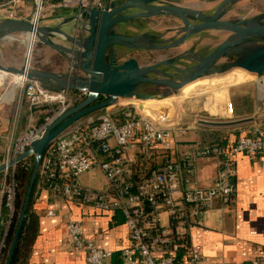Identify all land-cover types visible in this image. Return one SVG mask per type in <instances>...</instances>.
Wrapping results in <instances>:
<instances>
[{
  "label": "built area",
  "instance_id": "2783aa9c",
  "mask_svg": "<svg viewBox=\"0 0 264 264\" xmlns=\"http://www.w3.org/2000/svg\"><path fill=\"white\" fill-rule=\"evenodd\" d=\"M34 2L40 10L43 1ZM112 5L108 0H61L59 4L61 8L74 10L77 35L89 27L91 9L109 10ZM73 69L76 70L75 66L69 70L70 74ZM18 82L30 106L45 108L46 116L41 124L30 126L18 138L2 163L7 167L0 172V226L5 222L3 210L10 218L14 211L15 158L39 140L56 118L86 96L85 91H70V84L61 91H50L25 66L15 77V83ZM121 97L100 108L103 111L87 113L82 122L75 123L77 119L49 143L39 165L36 186L99 212H120L130 237V244L121 250L120 264H177V256L184 248L190 261L198 264L203 254L200 245L193 241L191 230L203 225L204 213L216 200L222 204L234 200L237 193L234 157L242 153L256 158L261 154L263 130L255 127L238 136L229 148L205 143L179 153L173 140V131L179 124L177 111L166 108L149 114L135 104L121 102ZM233 110V103L227 99L224 115L233 116ZM211 157L217 159V176L211 185L201 186L196 180L197 161ZM96 168L103 173L104 185L90 188L81 184L79 176ZM47 214L55 215V210L49 209ZM65 226L73 251L85 254L89 264H105V259L112 256V251L99 248L86 236L79 219H68ZM5 234L0 228V254ZM249 264H264V250L260 258H253Z\"/></svg>",
  "mask_w": 264,
  "mask_h": 264
},
{
  "label": "crops",
  "instance_id": "0c3cea01",
  "mask_svg": "<svg viewBox=\"0 0 264 264\" xmlns=\"http://www.w3.org/2000/svg\"><path fill=\"white\" fill-rule=\"evenodd\" d=\"M30 1L34 0H17L16 2L0 0V33L9 32L8 37L0 39V65L2 66L0 68V165L9 157L10 149L18 138L30 126L41 124L46 116L45 108L30 106L24 88L15 83L14 78L21 73L24 66L25 69L29 66L30 57L26 58L25 65L23 63L24 46L27 42V47L30 46L31 49L33 40L27 35L26 30H12L14 24H11L10 20L29 22L28 15L32 8L29 5ZM108 1L114 4L124 0ZM166 1L211 14L223 0ZM48 3L53 8L50 17V22L53 23H45L42 28L56 27L53 24L59 20L61 25L71 26L72 32L62 31L72 35L76 27L74 10L61 8L60 3H51L49 0ZM243 17L264 22V0H239L229 6L224 16L225 19L230 20ZM176 23L182 22L175 15H157L148 19L139 18L130 23L119 24L118 32L126 34L125 30L141 28L140 33L149 31L161 39L178 37L181 29L180 26L173 27ZM57 28L60 29V27ZM224 33L227 36L230 34L225 30L206 29L190 36L184 43L173 48L140 49L146 56L150 53H158L155 58L153 57L154 59L147 60L145 63L140 62L129 51L125 52L121 47L118 49L125 52L121 57L122 60L133 57L143 66L162 60L163 57L159 52L163 51H171L169 52L171 54L177 51L178 56L186 53L191 58L200 52L199 49L197 50L199 46L213 40V35ZM48 36L60 45L70 46L63 38L64 36L58 32H48ZM258 39L261 38H248L228 51L233 50L246 56L252 50L262 46L254 42ZM39 43L36 49L37 58L30 67V73L40 77L44 88L50 91H61L69 84H73L76 75L85 77L81 71L74 69L71 74L69 73L76 62L70 54L54 49L42 41ZM18 49L19 52H17ZM14 52L17 55L15 58L13 57ZM225 85H231L227 96L233 103V116H225L224 100L218 101L215 111L213 106L212 109L210 108L211 111L208 110L207 104L211 103L209 100L202 108L193 109L192 107L194 114L191 119L185 122L184 127L181 126L182 121L179 122L173 131V140L176 142L178 152L191 148L195 144L205 143L220 144L229 148L238 136L255 127L263 130V151L256 158H250L242 153L234 157L237 165V193L234 200L229 204H222L216 200L213 207L204 213L203 225L191 230L193 241L200 245L203 254V260L198 264H249L253 258H260L264 250V72L257 78L253 77L252 80L222 86L225 88ZM70 89V91L74 90ZM200 111H204V114H200ZM216 176V158L198 159L196 180L199 185H211ZM31 209L38 217V230L26 264H89L85 254L74 252L67 239L65 223L68 219H79L86 236L96 246L112 251V256L105 259V264L122 262L121 250L130 244V237L124 217L120 212H99L88 205L55 196L52 192L40 189L38 186L34 190ZM49 209H54L55 215H48L47 210ZM7 227L6 222L0 226L4 232ZM176 261L177 264H194L190 261L188 250L185 248L181 249Z\"/></svg>",
  "mask_w": 264,
  "mask_h": 264
},
{
  "label": "water",
  "instance_id": "95a60500",
  "mask_svg": "<svg viewBox=\"0 0 264 264\" xmlns=\"http://www.w3.org/2000/svg\"><path fill=\"white\" fill-rule=\"evenodd\" d=\"M237 1L239 0H223L213 13L205 14L200 10L182 7L166 0H124L114 3L109 10L106 7L91 9L88 13L89 27L81 31L80 35L66 34L57 27L40 28L39 32L42 33L38 34L40 41L54 49L70 54L75 59L76 71H81L85 77H78L76 82L70 86L76 91H85L86 96L56 118L45 129L42 137L27 146L14 160L15 163H18L30 155L34 156V165L6 264H11L39 165L49 143L74 121L87 113L113 104L117 97L132 95L148 97L147 94L137 92L138 87L143 83L166 85L179 90L198 78L221 74L220 70L215 71L212 67L231 47L245 42L248 38L264 40V22L249 17L238 20L224 18L229 6ZM131 10L133 12H129ZM157 15H175L180 18L183 24L180 30L182 34L178 37L161 39L149 31L131 35L113 30L116 25L133 22L139 18L148 19ZM10 23L14 24L12 30L29 32L33 27L32 22L10 20ZM206 29L225 30L230 34L216 48L203 56L190 74L184 73L185 77L180 81L173 78L174 74L160 68L164 64H173L180 57L162 59L142 66L133 57L122 60L121 57L125 52L118 49L121 47L166 50L184 43L190 36ZM48 32L60 33L70 46L54 42L48 36ZM8 34L7 31L1 32L0 39L8 37ZM0 68H2L1 65ZM234 68L248 72L264 71V45L252 50L242 61L230 66L226 72ZM180 72L183 73L182 70ZM150 74L156 76H149ZM12 163L13 161L8 164ZM6 167L7 164H1L0 172Z\"/></svg>",
  "mask_w": 264,
  "mask_h": 264
},
{
  "label": "rangeland",
  "instance_id": "374dc122",
  "mask_svg": "<svg viewBox=\"0 0 264 264\" xmlns=\"http://www.w3.org/2000/svg\"><path fill=\"white\" fill-rule=\"evenodd\" d=\"M42 1L43 2L41 4L40 10L34 1H30L29 5L32 6V8H31V11L29 12V15H28L29 20H30L29 22H33L35 20L36 25H38L40 28L45 23H51V24L53 23V22H50L51 13H53V11H52L53 8L49 5L48 0H42ZM128 23H130V22H128ZM53 25H55L56 27H60L61 30L71 31V29H70L71 26L61 25V22L59 20ZM169 25H171V24H169ZM175 26H180V29H181L183 24L182 23H180V24L176 23V24H174L173 27H175ZM140 31H142L141 28L139 30H136L134 28H132V29L130 28L128 30H125V33L127 32L126 34H128V33L139 34ZM39 33L42 34L41 32H38V34ZM227 33L229 34V32H227ZM181 34H182V32H179L178 36H180ZM213 36H214L212 38L213 40L205 42L201 46H199L197 48V50L199 49L198 51H200V52L196 53V55L192 56L191 58L187 57L186 53L179 54L181 56L178 60L179 62L177 63L178 64L177 66L182 68L183 73H182L181 77H185L184 73L190 74L194 70L195 66L200 62V59L203 56L207 55L208 52L213 50L216 45H219V43H221L227 35H226V33H224V34L213 35ZM39 42H40L39 38L37 37L34 39L31 49H30V46L27 47V42L24 46L23 63L25 65L26 58L30 57L29 66H28L29 69H30V67H32V65L34 64V61L37 58L36 49L39 47L38 46L40 44ZM254 42L259 43L262 46L264 45L263 39H258V41L255 40ZM27 48H28V50H27ZM140 49H142V48H131V49H128V51L130 54H132V56L137 57L140 60V62H142V63H145L147 60L150 61V60L154 59L155 55L158 54L157 52H154V53L147 54V56H146L145 53L143 54L142 50H140ZM17 52H19V49L17 50ZM169 52H171V51H163L161 53L159 52V54H161V57H163L162 59H168V58L178 56L177 51H173L172 54ZM16 56H17L16 52H14L13 57L15 58ZM186 57L189 59H187ZM244 58H245L244 54H242L240 52H235L233 50L227 51L218 60V62L212 67L213 70H215V71L220 70L222 72L221 74H216L215 76L233 73L236 68L232 69L229 72H226V71H228L230 66L239 63ZM241 70H243V69H241ZM149 76H151V75H149ZM209 76H212V75H208L207 77H209ZM254 78H257V77H254ZM252 79L253 78L248 79V80H252ZM225 86H226L225 88H227L226 92H225V88L222 86V84L219 83V84H215L213 86L204 87V89L197 90L191 94L179 96L180 92H181L180 89L176 90V89L170 88L166 85H157V84L153 85V84L143 83L138 87L137 92L140 94H147V95H149L148 97L161 99V100L155 101L156 108L158 110H167L166 108H168L171 110V112L177 111L178 117H179V122L182 121L181 126L184 127L186 125L185 122L187 120L191 119V117L194 114V112L191 110L192 107H193V109L194 108H202L203 105L209 100V101H211V103L207 104L208 110L213 106L212 108L215 111L216 110L215 107H216V104L218 103V101L224 100L226 102V100L228 99L227 92H228L229 86H231V85H225ZM175 96H176V98L164 99L167 97H175ZM177 96H179V97H177ZM140 98L144 99L147 97L132 95L130 97L123 96L120 98V100H121V102H125V103L129 101L127 104L132 106L134 104H133V102H131V99H140ZM102 99H104V98H102ZM113 109H114V107H113ZM211 109H210V111H211ZM99 110L103 111L101 109H99ZM200 114H204V111H200ZM83 120H84V117L78 119L75 123L82 122ZM29 158L33 159V161L30 160V164L34 165V157L31 156ZM15 168H16V166H15ZM15 168H14V172H15ZM9 172L10 173L12 172L11 167L9 168ZM102 178H103L102 171L100 169L96 168L94 170H90L88 172L81 174L79 176V181L84 186H88L90 188H101L104 185V178H103V180H102ZM3 214L5 217V214H6L5 209L3 210Z\"/></svg>",
  "mask_w": 264,
  "mask_h": 264
},
{
  "label": "trees",
  "instance_id": "16d2710c",
  "mask_svg": "<svg viewBox=\"0 0 264 264\" xmlns=\"http://www.w3.org/2000/svg\"><path fill=\"white\" fill-rule=\"evenodd\" d=\"M51 3H60L61 0H49ZM141 99V98H140ZM155 106V103L152 105ZM30 160L33 161L31 158H27L25 160H22L16 164L15 172H14V178L17 183L16 187V197H15V206L13 214L10 218V216L5 214L4 220L5 222L9 220L10 222L8 224V227L6 229V234L4 238V247L1 250L0 254V264H6L8 260V255L10 252L11 244L13 241V237L16 231L18 219L21 213L23 201L26 195V191L28 188L30 176H31V170L33 164H30V166H27V163H30ZM37 179V177H36ZM36 179L34 182L33 190L30 196L29 204L25 212V217L22 222V226L19 232V236L17 239V244L14 249L13 257L11 260V264H26V259L28 256V253L31 249V246L34 242V239L37 234L38 230V217L35 213L32 212L31 205L34 195V190L36 187ZM4 216V215H3Z\"/></svg>",
  "mask_w": 264,
  "mask_h": 264
},
{
  "label": "bare ground",
  "instance_id": "6f19581e",
  "mask_svg": "<svg viewBox=\"0 0 264 264\" xmlns=\"http://www.w3.org/2000/svg\"><path fill=\"white\" fill-rule=\"evenodd\" d=\"M32 23H33V27L31 28V30L29 32H27V35L34 41V39L38 37V32L40 30V27L38 25H36L35 20ZM263 72L264 71L248 72V71H244V70L236 68L232 74L198 78L195 81H192V82L184 85L180 89L181 92H180L179 96L187 95V94L192 93L198 89L213 86V85L219 84V83L222 85L223 84L238 83L241 81L248 80L249 78L260 76ZM17 84H20V83L18 82ZM179 96H177V97H179ZM169 98H173V97H167L164 99H169ZM156 100H161V99H157V98H153V97H147L144 99H131V102H133V104H135L139 110H141L145 113L153 114L155 112V110H158L156 107L152 106L153 102H155Z\"/></svg>",
  "mask_w": 264,
  "mask_h": 264
},
{
  "label": "flooded vegetation",
  "instance_id": "af4514ba",
  "mask_svg": "<svg viewBox=\"0 0 264 264\" xmlns=\"http://www.w3.org/2000/svg\"><path fill=\"white\" fill-rule=\"evenodd\" d=\"M113 30H115V31H118V25H116L115 27H113ZM124 50H125V52H128V49H131V48H123ZM143 49V48H142ZM187 55V54H186ZM181 55H179V56H177V57H172V58H178V57H180ZM184 56V55H183ZM187 57H190L189 55H187ZM186 57V58H187ZM187 59H189V58H187ZM179 61H176V62H173V64H170V65H161L160 66V68H162V69H164L166 72H168V73H170V74H174V76H173V78L175 79V80H177V81H180L183 77H181V75H182V72H180L181 70H182V68H180V67H178L177 65V63H178ZM151 76H156L155 74H150ZM148 84H152V83H148ZM153 85H155V84H153ZM173 98H176V97H173ZM155 102H153V104H154Z\"/></svg>",
  "mask_w": 264,
  "mask_h": 264
}]
</instances>
